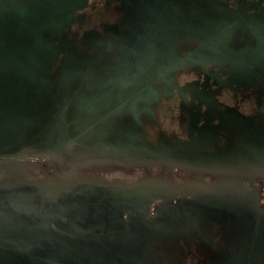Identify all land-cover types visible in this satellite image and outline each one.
Instances as JSON below:
<instances>
[{
	"label": "flooded vegetation",
	"instance_id": "1",
	"mask_svg": "<svg viewBox=\"0 0 264 264\" xmlns=\"http://www.w3.org/2000/svg\"><path fill=\"white\" fill-rule=\"evenodd\" d=\"M30 6L35 15L55 18L54 23L45 19L49 26L44 29L62 49V58L108 66L131 64L136 71L132 82L125 83L129 73L108 74L111 81L122 77L123 94L151 83L157 88V72L169 69L155 104L156 137L188 139L189 131L199 126L192 122L204 118L249 119L264 126V0H14L0 10V30L22 32L26 26H14L21 22L17 8L24 11ZM108 85L102 84L95 95L114 89ZM221 140L223 151L226 139ZM97 163L76 168L74 176L118 183L160 182L121 170L111 161ZM57 164L60 170L62 165ZM164 165L173 176L183 179L186 173L193 174L198 182L166 183L191 187L186 195H154L147 202L144 194L123 191L107 202L102 197L84 201L74 223L67 220L43 232L38 227H15L11 237L0 236V243L10 247L1 250L13 256L12 264H22L27 256L66 254L78 257L80 264H247L248 258L252 264L254 258L264 257V227L258 236L253 218L215 210L255 207L257 190L262 205V179ZM89 169L101 171L87 173L92 172ZM117 169L120 175L113 174ZM62 184L64 179L52 187ZM207 189L219 195L205 194ZM127 206L147 211L134 212Z\"/></svg>",
	"mask_w": 264,
	"mask_h": 264
},
{
	"label": "water",
	"instance_id": "2",
	"mask_svg": "<svg viewBox=\"0 0 264 264\" xmlns=\"http://www.w3.org/2000/svg\"><path fill=\"white\" fill-rule=\"evenodd\" d=\"M13 1L0 0V10L12 6ZM17 10L21 22L14 26L22 24L26 28L18 34L9 27L0 30V236L11 237L15 227H38L43 232L67 220L74 223L84 201L102 197L107 202L117 191L144 194L147 202L146 198L154 195H186L187 187H191L74 176L76 168L95 162L111 161L120 166L164 162L221 176L264 179V126L249 119L241 122L220 118L215 122L204 118L192 122L199 126L195 132L189 131L188 139L156 137L155 104L161 98L159 84L169 69L157 72V88L151 83L135 93L123 94L126 87L122 77L111 81L108 74L129 73L125 83L132 82L130 77L136 71L131 64L108 66L62 58V49L44 29L55 18L35 15L31 6ZM108 82L114 89L105 88V93L95 95ZM224 137L226 148L222 151L219 142ZM48 158L61 163L58 176L65 180L53 190L44 182L25 177L27 161L40 163ZM205 194L218 196L219 192L207 189ZM256 196L255 207L215 210L253 218L260 236L264 203H259L262 196L258 190ZM127 209L143 214L147 211L130 206ZM9 248L0 243V264L14 263L13 256L1 250ZM253 260L252 264H264V257ZM22 262L80 264L78 257L68 254L27 256Z\"/></svg>",
	"mask_w": 264,
	"mask_h": 264
},
{
	"label": "rangeland",
	"instance_id": "3",
	"mask_svg": "<svg viewBox=\"0 0 264 264\" xmlns=\"http://www.w3.org/2000/svg\"><path fill=\"white\" fill-rule=\"evenodd\" d=\"M38 162L39 161H37V160L33 161L32 159L27 161V163H26L27 167L25 169V177H28V178L33 179V180H38V181L41 180V182H44L45 184H47V186H53L58 181L62 180V178H60L58 176L59 167L57 166L58 164L55 160L48 158L45 161H42L40 163H38ZM99 164L100 163H95V164H91L89 166L91 168V167H95V165H99ZM111 165L117 166L116 163H111ZM118 166L121 168V170H126L129 172H134V171L140 172L142 174H139V175H141V176L144 175L146 179L151 178L154 180H158L160 182H165L167 184H195L198 182L197 180L199 179V178L193 176V174H188V173H186V175H185L186 177H184L183 179L177 178L176 176H173L171 174V171H170L171 169L169 170L168 166L164 165V163L161 164L158 162L157 163H155V162L142 163V164H137V165H133V166H120V165H118ZM121 170L117 169L113 172V174L114 175H120ZM28 171L30 173L33 171L34 173H36L38 175V177L36 176L35 178H32V177L28 176ZM89 171H92V172H87V173L96 174V173H99V171H101V170L93 171V169H91V170L89 169ZM176 171L179 173H182L180 171V169H177ZM1 172L2 171H0V180L3 178L2 177L3 175L1 174ZM113 174L108 173L106 175L109 177H113L112 176ZM131 176H137V175L132 174ZM178 176H180V175H178ZM261 184L264 187V179L261 180Z\"/></svg>",
	"mask_w": 264,
	"mask_h": 264
},
{
	"label": "bare ground",
	"instance_id": "4",
	"mask_svg": "<svg viewBox=\"0 0 264 264\" xmlns=\"http://www.w3.org/2000/svg\"><path fill=\"white\" fill-rule=\"evenodd\" d=\"M55 160H56V159H55ZM56 162H57V163H60L58 160H56ZM95 163H97V162H95ZM95 163H91V164H95ZM91 164H89V165H91ZM28 169H29V168H28ZM32 172H33V171H32ZM32 172L30 173V172L28 171V176H31L32 178H34V177H36V176L38 177V175H37L36 173L33 172V173H34V174H33ZM38 174H39V173H38ZM40 181H41V180H40ZM165 184H166V183H165ZM48 187H49L51 190L54 189V187H52V186H48Z\"/></svg>",
	"mask_w": 264,
	"mask_h": 264
}]
</instances>
